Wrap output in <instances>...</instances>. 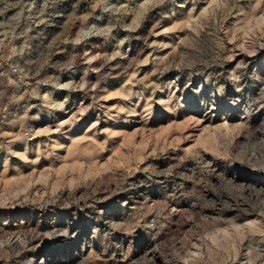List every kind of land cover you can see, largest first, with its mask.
<instances>
[{
	"label": "rangeland",
	"instance_id": "374dc122",
	"mask_svg": "<svg viewBox=\"0 0 264 264\" xmlns=\"http://www.w3.org/2000/svg\"><path fill=\"white\" fill-rule=\"evenodd\" d=\"M0 264H264V0H0Z\"/></svg>",
	"mask_w": 264,
	"mask_h": 264
}]
</instances>
